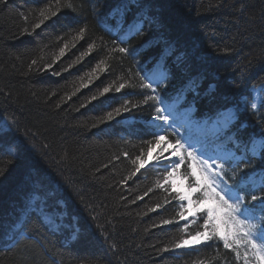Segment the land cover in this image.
I'll return each instance as SVG.
<instances>
[{
    "label": "trees",
    "instance_id": "obj_1",
    "mask_svg": "<svg viewBox=\"0 0 264 264\" xmlns=\"http://www.w3.org/2000/svg\"><path fill=\"white\" fill-rule=\"evenodd\" d=\"M259 86L264 0H0V264H245V251L263 264L216 236L176 247L207 217L184 221L167 169L146 164L158 128L180 140L152 117L187 110L209 125L232 109L212 142L238 158L217 191L255 204L260 224Z\"/></svg>",
    "mask_w": 264,
    "mask_h": 264
},
{
    "label": "snow or ice",
    "instance_id": "obj_2",
    "mask_svg": "<svg viewBox=\"0 0 264 264\" xmlns=\"http://www.w3.org/2000/svg\"><path fill=\"white\" fill-rule=\"evenodd\" d=\"M41 15H43V13H41ZM41 23H43V21H41ZM35 27H40V24H36ZM80 31L82 33L84 29ZM120 51L125 52L127 50L121 48ZM150 86L151 85H148V87ZM120 87L123 88L124 85ZM108 91L107 88L104 89L105 93ZM93 99H95V97H93ZM251 107L255 109L256 105L252 104ZM157 111L162 112L163 109H158ZM159 118L167 122L169 120V115H163ZM108 119H112L111 113L108 114ZM155 141L158 147L161 146L162 143L166 144L167 147L161 148L159 156L152 157L153 162L160 163L162 160L168 159L164 153L169 150H171L172 156L179 158V163H175L172 170L167 172L164 184L171 182L174 190L179 191V189H176V182L172 180V177L176 170L180 168L181 164L185 160H189L190 163L188 164V168L190 169L191 177L194 178L195 185L184 191L180 195V199L188 202V211L192 212L193 216L198 212L206 213L207 215V219L204 221L205 231L197 232L195 236L183 240L181 243L177 244L176 247L199 244L201 239L208 241L212 239L213 236H216L223 241L226 249L236 250L240 247L247 248L250 245L257 259L264 262V254H262L264 253V217L260 218V224L253 223L250 209H254L255 204L250 205L239 192L232 191L231 187H229L227 191H225L224 188H220V190L217 191L220 187V183L226 184V181L223 180V176L225 175L223 165L214 168L207 160L198 159L194 145L191 143H188L186 147L181 140L177 139L173 144V142L168 140L164 135L155 136ZM261 147H264V141L261 142ZM137 161L140 162L137 167V171H139L140 168L145 166V161L141 160L140 156H137L133 163ZM183 179L187 178L185 177ZM218 181L220 183H218ZM164 184H161L160 187H164ZM199 192H203L204 198L194 201L192 194ZM250 200L252 202L259 201V203L264 206V195H252ZM194 204L198 205V207H196L195 211H192L191 206ZM179 215L183 218L184 212L181 211ZM164 223H170V221H165ZM257 240H260L259 244ZM236 256L239 258V251H236ZM244 259L245 264H247V251L244 253Z\"/></svg>",
    "mask_w": 264,
    "mask_h": 264
},
{
    "label": "rangeland",
    "instance_id": "obj_3",
    "mask_svg": "<svg viewBox=\"0 0 264 264\" xmlns=\"http://www.w3.org/2000/svg\"><path fill=\"white\" fill-rule=\"evenodd\" d=\"M264 96V86H259L253 90V98H252V104L257 106L262 100V97ZM255 108V109H256ZM254 109V108H252ZM163 115H169V120L167 122L163 121L162 119H159L158 121L162 125L170 126L171 129L175 130L177 132L178 137L180 138L181 142L185 144L187 147L188 143H191L194 145V149L196 151L198 159L207 160L210 165H213L214 168H218L220 165L223 164V162L233 159L236 160L238 157L233 152V150L226 148V146L221 144H215L212 142V140H217V137L220 133H222V130L225 128V125L229 123V120L233 118V110L227 109L223 111L214 121L211 125L206 124L204 121L190 119L188 117L187 110H176V109H169L161 114ZM156 120V118L152 119ZM155 122V121H154ZM210 126V127H209ZM6 128V125L4 122L0 124V130H3ZM163 127L158 128V135H164L162 133ZM261 139L254 140L250 144V151L254 154H257L258 151L261 148ZM174 144V143H173ZM167 147L166 144H161V146H156L151 152L149 157L146 160V164L150 165H160L167 169V172L172 170V167H174L175 163H179V158L172 156L171 150L164 153L165 156L168 157V159L162 160L160 163L153 162L152 157L153 156H159V153L161 151V148ZM187 161V165L185 167V163ZM190 163L189 160H185L180 168H178L172 177V180L176 182V189H179V191L174 190L173 184L169 182L168 184L171 186L172 190H174L180 200V206L182 211L184 212L183 220L187 223H192L197 218H199L202 214L206 215V213H196L195 216L192 215V212L188 211L189 205L186 200L182 201L180 199V195L186 191L189 187L195 185L194 178L190 175V169L188 168V164ZM167 175V173H166ZM166 177V176H165ZM187 179H183V178ZM251 182H253L255 185L259 183V181H256L255 179H251ZM193 200H199L203 199V192L199 193H193L192 194ZM196 207L198 205H192V211H195ZM43 219L51 224V226L55 227L60 225V222L58 221H51L50 215L42 213L40 210ZM71 228V227H70ZM210 230V229H209ZM205 231L204 226L203 230L201 232ZM195 236V235H194ZM192 237V236H191ZM191 237L187 238L190 239ZM185 239V240H187ZM204 240L201 239L202 243ZM197 244H190L183 247H191ZM264 254V253H262ZM264 264V262H263Z\"/></svg>",
    "mask_w": 264,
    "mask_h": 264
},
{
    "label": "bare ground",
    "instance_id": "obj_4",
    "mask_svg": "<svg viewBox=\"0 0 264 264\" xmlns=\"http://www.w3.org/2000/svg\"><path fill=\"white\" fill-rule=\"evenodd\" d=\"M154 119V118H151V120Z\"/></svg>",
    "mask_w": 264,
    "mask_h": 264
}]
</instances>
